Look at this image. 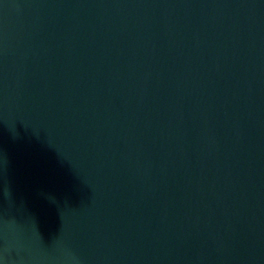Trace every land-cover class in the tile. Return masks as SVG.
I'll use <instances>...</instances> for the list:
<instances>
[{
	"label": "water",
	"instance_id": "1",
	"mask_svg": "<svg viewBox=\"0 0 264 264\" xmlns=\"http://www.w3.org/2000/svg\"><path fill=\"white\" fill-rule=\"evenodd\" d=\"M0 264H264V0H0Z\"/></svg>",
	"mask_w": 264,
	"mask_h": 264
}]
</instances>
